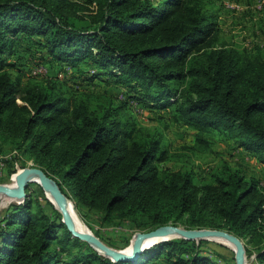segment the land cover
<instances>
[{
	"label": "trees",
	"instance_id": "16d2710c",
	"mask_svg": "<svg viewBox=\"0 0 264 264\" xmlns=\"http://www.w3.org/2000/svg\"><path fill=\"white\" fill-rule=\"evenodd\" d=\"M213 29L196 0L154 6L147 0H0V144L33 159L66 198L70 193L100 211L103 223L126 219L154 229L182 221L186 229H221L261 244L264 182L228 165L203 183L190 169L159 170L155 164L164 153L158 139L135 121L117 118L125 102L91 106L88 96L51 78L22 81L23 71L6 58L16 47L29 52L26 38L65 67L85 66L80 78L86 82H121L137 102L128 85H154L160 90L150 100L158 110L171 107V122L194 130L197 145H208L203 135L228 134L264 162V56L206 49ZM45 202L49 212L28 196L7 205L0 217V264H50L57 253L68 257L65 264H147L154 258L216 264L198 253L194 240L182 238L113 262L72 237ZM255 257L264 264V249Z\"/></svg>",
	"mask_w": 264,
	"mask_h": 264
},
{
	"label": "rangeland",
	"instance_id": "374dc122",
	"mask_svg": "<svg viewBox=\"0 0 264 264\" xmlns=\"http://www.w3.org/2000/svg\"><path fill=\"white\" fill-rule=\"evenodd\" d=\"M70 1L82 2V0ZM147 1L154 6L162 0ZM196 1L204 13L211 15L214 24V31L205 41L206 49L210 47L232 48L241 53L264 56V0ZM87 7L92 10L94 5L92 3ZM30 44L35 46L34 43L30 42ZM27 53L23 52L24 56L18 60L20 70L24 73L22 81L27 78L39 81L46 77L51 78L63 89L73 92L76 96H88V103L91 106L99 104L103 107H116L121 101L125 102L116 116L120 122L125 119L131 123L135 121L137 127L141 128L144 133L158 139L159 151L164 153L163 158L156 161L155 164L159 170L190 169L194 173L195 182L203 183L209 181L211 175L220 170L223 165H228L245 178L252 177L264 182V162H261L252 152L237 147L235 140L228 134L217 132L207 134L206 137L203 135L208 141V145H197L194 142V130L180 123L171 122V107L158 110L157 106L150 100L160 88L157 90L154 85H151L146 90L144 84L137 80L129 84L128 86L133 88L135 93H138L139 98L137 99L141 100L140 103L134 100L133 96H129L133 92L126 90V87L119 81L104 77L86 82L79 76L73 78L66 69L64 71V68H59L57 64L45 62L41 56L44 55L43 52L40 56H35V53L32 54L31 51ZM6 55L7 53L4 52L3 57ZM39 66L44 69L45 75L34 76L32 71ZM81 71L86 74V67L84 66ZM9 72L14 76L13 70L10 69ZM0 163L6 167L4 172H0V184L8 185H13L12 179L17 170L23 167H38L33 159L12 151L8 144H0ZM27 196L34 202L33 204L39 203L45 211H50V207L45 202L48 200L38 184L32 182L27 184L25 197ZM67 200L72 203L80 222L88 232L113 249L124 250L128 248L135 232L151 229L147 227L138 228L126 219L114 218L103 223L101 221L102 213L97 209L82 205L70 193ZM49 204L54 209L50 202ZM7 205L0 207V217ZM175 224L184 226L182 221H177ZM57 235H60L59 231ZM240 240L244 247L245 264H261L256 260L255 255L258 248L264 249V241L255 245L245 239ZM206 241L202 244H197L198 241H195L194 244L197 246L198 253L205 255L216 264H234L233 250L228 245L213 240ZM56 248L57 243L52 242L50 249ZM67 261L68 257L64 253H57L50 264H65ZM147 264L167 263L161 258H154Z\"/></svg>",
	"mask_w": 264,
	"mask_h": 264
},
{
	"label": "water",
	"instance_id": "95a60500",
	"mask_svg": "<svg viewBox=\"0 0 264 264\" xmlns=\"http://www.w3.org/2000/svg\"><path fill=\"white\" fill-rule=\"evenodd\" d=\"M36 177V182L43 190L47 192L50 199L45 195L46 199L53 205L54 209L60 214V220L66 230L72 237L86 242L98 254L110 259L113 262L134 260L139 253L147 248L145 240L162 238L167 235L176 234L179 238L185 240H212L211 238H220L225 240L233 250L234 264H245L244 247L239 238L228 231L221 229H186L173 224H165L148 231H137L133 234L130 243L129 251L123 249H113L101 242L93 234L83 231H78L73 227L71 218L66 208L67 198L60 191L57 183L44 173L39 167H23L15 172L14 186L8 184H0V207L2 203H8L11 200L21 202L25 197V188L29 183L30 177Z\"/></svg>",
	"mask_w": 264,
	"mask_h": 264
},
{
	"label": "bare ground",
	"instance_id": "6f19581e",
	"mask_svg": "<svg viewBox=\"0 0 264 264\" xmlns=\"http://www.w3.org/2000/svg\"><path fill=\"white\" fill-rule=\"evenodd\" d=\"M29 179H30L29 182L36 183L37 184L36 177H33L32 176ZM12 180H13V185H11V186H14L15 174H14ZM45 195L50 199V196L48 195L47 192L45 193ZM9 203H20V202L19 201L11 200L8 203H6V202L2 203L1 206L3 207V206H5V205H7ZM66 208H67V211H68L69 216L71 218L73 227L76 230H78V231L88 232V230L86 229V227L80 222V220H79V218H78V216H77V214L75 212V209H74L72 203L69 200H67ZM88 233H90V232H88ZM172 238H179V237L176 234H171V235H167V236L162 237V238L147 239V240H145L144 243H145L146 247H150L151 245H153V244H155V243H157L159 241L169 240V239H172ZM211 239L213 241H217V242H220V243H224V244H226V245H228L230 247V245L225 240H223V239L216 238V237L215 238H211ZM124 251H129V247L126 248V249H124ZM99 254L101 255L102 253L99 251Z\"/></svg>",
	"mask_w": 264,
	"mask_h": 264
},
{
	"label": "crops",
	"instance_id": "0c3cea01",
	"mask_svg": "<svg viewBox=\"0 0 264 264\" xmlns=\"http://www.w3.org/2000/svg\"><path fill=\"white\" fill-rule=\"evenodd\" d=\"M24 39H25V42H26L25 45L28 46L29 51H31L32 54L35 53V56H40L41 55V49H36L33 45L30 44L29 40H27L26 38H24ZM29 44H30V46H29ZM23 52L28 54L22 48L16 47L14 49V51L10 55H8L6 57L7 61L13 63L15 65V67L20 69V67L18 65V60L21 59L24 56ZM41 56H43L42 58H44L45 62L57 64L59 68H64V71L66 69V71L69 73V75H71L73 78H77L78 76L80 78L81 70L84 67L83 65H79V66L73 67V68H68V67H65L64 65H62L59 62L51 61L52 59L50 57H48V55H46V54L41 55ZM5 170H6L5 165L0 163V172H4Z\"/></svg>",
	"mask_w": 264,
	"mask_h": 264
},
{
	"label": "built area",
	"instance_id": "2783aa9c",
	"mask_svg": "<svg viewBox=\"0 0 264 264\" xmlns=\"http://www.w3.org/2000/svg\"><path fill=\"white\" fill-rule=\"evenodd\" d=\"M32 74L34 75V76H40V75H45V71H44V69L42 68V67H37V68H35L33 71H32Z\"/></svg>",
	"mask_w": 264,
	"mask_h": 264
}]
</instances>
